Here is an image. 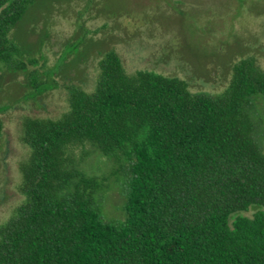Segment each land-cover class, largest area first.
Listing matches in <instances>:
<instances>
[{"label": "trees", "instance_id": "obj_1", "mask_svg": "<svg viewBox=\"0 0 264 264\" xmlns=\"http://www.w3.org/2000/svg\"><path fill=\"white\" fill-rule=\"evenodd\" d=\"M34 2L0 0V63L41 93L54 88V70L40 83L28 69L37 60L14 58L9 38ZM260 96L264 66L254 56L235 62L212 94L179 76L129 73L108 49L92 91L73 85L61 116L23 118L24 200L0 224V264H264ZM87 145L128 163L122 221L103 217L105 179L84 169Z\"/></svg>", "mask_w": 264, "mask_h": 264}, {"label": "rangeland", "instance_id": "obj_2", "mask_svg": "<svg viewBox=\"0 0 264 264\" xmlns=\"http://www.w3.org/2000/svg\"><path fill=\"white\" fill-rule=\"evenodd\" d=\"M9 38L19 47L14 58L37 60L28 69L39 71L40 83L54 70L55 86L36 92L26 72L0 63V224L24 200L19 165L30 154L21 140L26 115L61 116L71 86L95 88L99 60L110 48L129 73L154 70L187 80L193 92L219 93L241 58L254 56L264 66V0H35ZM253 111L264 150V97ZM84 150L90 152L84 169L105 179L98 195L103 217L124 220L128 163L89 145Z\"/></svg>", "mask_w": 264, "mask_h": 264}]
</instances>
